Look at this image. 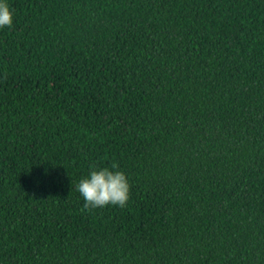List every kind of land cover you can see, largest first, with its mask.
<instances>
[{
  "label": "trees",
  "instance_id": "16d2710c",
  "mask_svg": "<svg viewBox=\"0 0 264 264\" xmlns=\"http://www.w3.org/2000/svg\"><path fill=\"white\" fill-rule=\"evenodd\" d=\"M8 3L0 264H264V0Z\"/></svg>",
  "mask_w": 264,
  "mask_h": 264
},
{
  "label": "clouds",
  "instance_id": "9594fccd",
  "mask_svg": "<svg viewBox=\"0 0 264 264\" xmlns=\"http://www.w3.org/2000/svg\"><path fill=\"white\" fill-rule=\"evenodd\" d=\"M13 24V10L8 0H0V28ZM76 189L84 200L85 207L115 205L123 207L129 199V182L117 165L95 167L89 165L86 175L79 178Z\"/></svg>",
  "mask_w": 264,
  "mask_h": 264
}]
</instances>
